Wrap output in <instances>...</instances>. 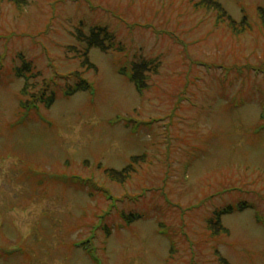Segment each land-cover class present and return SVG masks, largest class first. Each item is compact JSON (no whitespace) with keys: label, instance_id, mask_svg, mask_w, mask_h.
<instances>
[{"label":"rangeland","instance_id":"1","mask_svg":"<svg viewBox=\"0 0 264 264\" xmlns=\"http://www.w3.org/2000/svg\"><path fill=\"white\" fill-rule=\"evenodd\" d=\"M24 1L0 0V264H264V0H216L242 34L192 0ZM98 25L121 50L90 49L87 70L75 29ZM142 58L138 92L121 69ZM75 73L90 91L64 96ZM46 84L53 104L22 109Z\"/></svg>","mask_w":264,"mask_h":264},{"label":"trees","instance_id":"2","mask_svg":"<svg viewBox=\"0 0 264 264\" xmlns=\"http://www.w3.org/2000/svg\"><path fill=\"white\" fill-rule=\"evenodd\" d=\"M13 2L17 7H21L25 1L24 0H9ZM194 3V7L196 9H203L207 12H213L216 21L219 23L225 22L229 29L231 30L232 33L235 34H242L244 33L247 29L250 28V23L248 21V17L246 13L242 14V17L239 21L235 20L228 12L227 10L223 7L221 3H219L216 0H192ZM258 11L257 14L259 17L262 19L264 23V7H257ZM75 35L77 37L78 41H81L84 43V49L82 52L79 54L80 57V64L83 68H86L87 70L93 68L94 71H96V66L92 64L89 61L88 58V52L92 48H98L100 50H108V49H115V50H121V46L118 42H116L115 37L113 36L112 32H110L106 27L104 26H94L91 27L89 30L88 34H85L82 30L76 28L75 29ZM156 60H151V59H140L138 61H132L129 63V65H125L122 67V72L124 75L127 76V78L133 82L136 90L138 92H141L147 85V79L149 77L150 72H153L154 70L157 69V64L155 63ZM32 71V66L29 61L22 59V64L18 67H15L14 69V75L17 78H23L24 79V86L22 88L21 92L27 93L28 92V80L33 77L34 75L31 73ZM31 74V76H29ZM75 76H77V81L73 85H68L65 87V90L63 92L64 96H69L72 95L78 91H90L91 84L86 78H82V76L79 73H75ZM46 87L48 88L49 85L46 84L45 86V91L44 88L39 89L37 93H30L32 101L26 100L22 101V109L24 110H36L37 105L41 104L44 107H50L53 102L55 101V93L54 91H50V95L46 94ZM135 157L131 158V162H136L138 159L136 157V160H134ZM132 164L129 166H126L122 168L121 170H113V169H105L106 175L113 181L117 182H122L126 181L128 179V176L130 174V171L133 170L131 167ZM76 180V182L79 179L71 178ZM93 188H95L94 185H92ZM248 207H251L244 201H241L235 205L228 204L225 205L224 207H221L219 209H216L215 211L212 212V217H208L205 219L207 223V227L211 230V232H214L216 235L221 232H226L227 230L223 228L221 224V218L224 215L227 214H232L233 212L236 211H242ZM143 216L142 215H123V218L125 219L126 223L133 222L135 220L141 219ZM257 219L259 222H261V218L256 215ZM159 231L160 234L168 237L171 240V236L169 232L163 227V225L160 223L159 224ZM87 243V242H86ZM88 244V243H87ZM172 244V240H171ZM173 245V244H172ZM172 252V248H171ZM170 252V254H171ZM217 253V252H215ZM218 260V264H230V262L224 258V256L215 254Z\"/></svg>","mask_w":264,"mask_h":264}]
</instances>
